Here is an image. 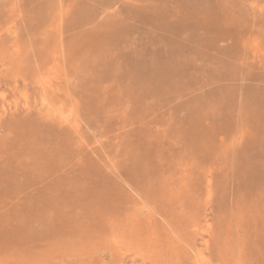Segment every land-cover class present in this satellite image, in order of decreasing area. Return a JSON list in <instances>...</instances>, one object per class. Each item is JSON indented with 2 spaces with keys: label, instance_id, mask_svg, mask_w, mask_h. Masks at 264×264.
<instances>
[{
  "label": "rangeland",
  "instance_id": "374dc122",
  "mask_svg": "<svg viewBox=\"0 0 264 264\" xmlns=\"http://www.w3.org/2000/svg\"><path fill=\"white\" fill-rule=\"evenodd\" d=\"M195 262L264 264V0H0V264Z\"/></svg>",
  "mask_w": 264,
  "mask_h": 264
},
{
  "label": "bare ground",
  "instance_id": "6f19581e",
  "mask_svg": "<svg viewBox=\"0 0 264 264\" xmlns=\"http://www.w3.org/2000/svg\"><path fill=\"white\" fill-rule=\"evenodd\" d=\"M3 4H4V2H3ZM12 5H13V4H12ZM9 7H10V6H9ZM20 7H21V6H20ZM7 11H8V10H7ZM55 13H56V12H55ZM8 17H9V16H8ZM56 17H58V15H57ZM11 18H12V17H11ZM53 21H54V20H53ZM18 22H19V21H18ZM59 23H60V22H59ZM5 24H6V23H5ZM11 25H12V24H11ZM2 27H3V26H2ZM1 29H2V28H1ZM10 30H11V29H10ZM11 31H12V30H11ZM13 31H14V30H13ZM3 33H4V32H3ZM4 34H5V33H4ZM7 34H8V33H7ZM3 38H4V37H3ZM10 39H11V38H10ZM2 42H3V41H2ZM15 44H16V43H15ZM15 44H14V45H15ZM4 45H5V44H4ZM9 45H12V44H9ZM15 46H16V45H15ZM1 47H2V46H1ZM11 47H12V46H11ZM2 48H3V47H2ZM6 48H7V47H6ZM13 48H14V47H13ZM10 49H11V48H10ZM10 49H9V50H10ZM9 50H8V51H9ZM15 53H16V52H15ZM50 54L53 55L52 53H50ZM15 56H16V55H15ZM55 63H56V62H55ZM54 65H55V64H54ZM32 66H33V65H32ZM53 67H54V66H53ZM53 67H52V69H53ZM56 67H57V66H56ZM49 68H50V67H49ZM57 68H58V67H57ZM47 70H49V69H47ZM50 71H51V73H53L52 70H50ZM56 71H57V69H56ZM54 72H55V70H54ZM45 74H46V73H45ZM47 74H48V73H47ZM53 74H54V73H53ZM56 74H57V73H55L54 76H56ZM15 76H16V75H15ZM49 76H50V74H49ZM41 78H42V77H41ZM51 78H52V77H51ZM45 79H47V76H46ZM45 79H44V80H45ZM53 79H54V78H53ZM23 82H24V81H23ZM48 82H49V81H48ZM43 84L46 85V82H45V83L43 82ZM46 86H47V85H46ZM47 87H48V86H47ZM42 88H43V87H42ZM18 94H20V93H18ZM21 96H22V95H21ZM24 96H25V95H24ZM24 96H23V97H24ZM58 109H59V108H58ZM59 111H60V109H59ZM52 112H53V111H52ZM55 112H57V111H55ZM55 112H54V113H55ZM60 112H61V111H60ZM66 113L68 114V112H66ZM72 113H73V112H72ZM61 114H62V113H61ZM58 115H59V113H58ZM62 115L64 116V114H62ZM68 115H69V114H68ZM70 115H71V114H70ZM70 115H69V116H70ZM61 117H62V116H61ZM64 117H65V116H64ZM64 117H62V120H63ZM66 117H67V116H66ZM72 118H73V117H72ZM60 119H61V118H60ZM64 119H65V118H64ZM66 119L68 120V118H66ZM62 120H60V121H62ZM242 133H243V132H242ZM172 143H173V142H172ZM31 157H32V156H31ZM222 157H223V156H222ZM160 158H161V157H160ZM220 161H221V160H220ZM163 162H164V161H163ZM203 163H204V162H203ZM67 166H68V165H67ZM179 166H180V165H179ZM243 166H244V165H243ZM58 168H59V167H58ZM61 169H62V168H61ZM63 169H64V168H63ZM243 169H244V168H243ZM28 170H29V169H28ZM110 170H111V169H110ZM217 170H218V169H217ZM108 172H109V171H108ZM171 173H172V172H171ZM196 173H197V172H196ZM241 173H242V172H241ZM177 175H179V174H177ZM250 175H251V174H250ZM172 177H173V176H172ZM170 179H171V178H170ZM168 180H169V179H168ZM232 180H233V179H232ZM186 181H187V180H186ZM160 182H161V181H160ZM184 182H185V181H184ZM247 182H248V181H247ZM150 183H151V182H150ZM153 183H154V182H153ZM213 183H214V182H213ZM181 184H182V182H181ZM210 184H211V183H210ZM179 186H180V185H179ZM208 186H209V185H208ZM212 186H213V185H212ZM127 187H128V186H127ZM82 189H83V188H82ZM141 189H143V188L141 187ZM145 190H147V189H145ZM182 190H183V189H182ZM131 192H132V191H131ZM166 192H167V191H166ZM177 192H178V191H177ZM232 192H233V191H232ZM241 192H242V191H241ZM79 193H80V192H79ZM195 193H196V192H195ZM220 193H221V192H220ZM88 194H89V193H88ZM138 194H139V193H138ZM140 194H141V193H140ZM179 194H180V193H179ZM179 194H178V195H179ZM121 195H122V194H121ZM214 195H215V193H214ZM242 195H243V194H242ZM100 196H101V195H100ZM138 196H139V195H138ZM146 196H147V195H146ZM175 196H176V195H175ZM200 196H201V194H200ZM197 197H198V195H197ZM197 197H196V198H197ZM219 197H220V196H219ZM174 198H175V197H174ZM199 198H200V197H199ZM179 199H180V198H179ZM147 200H148V199H147ZM175 200H178V199H175ZM119 201H120V200H119ZM181 201H182V200H181ZM200 201H201V200H200ZM36 202H37V201H36ZM121 202H122V201H121ZM70 203H71V202H70ZM155 203H157V201H156ZM108 204H109V203H108ZM241 204H242V203H241ZM123 205H124V204H123ZM205 205H206V204H205ZM13 206H14V205H13ZM23 206H24V205H23ZM69 206H70V205H69ZM232 206H233V205H232ZM31 207H32V206H31ZM153 208H154V207H153ZM158 208H159V207H158ZM199 208H200V206H199ZM11 209H12V208H11ZM27 209H28V208H27ZM32 209H33V208H32ZM36 209H37V208H36ZM172 209H173V208H172ZM166 210H167V209H166ZM173 210H175V209H173ZM35 211H36V210H35ZM74 211H75V210H74ZM211 211H212V210H211ZM17 212H18V211H17ZM173 212H174V211H173ZM194 213H195V212H194ZM122 214H123V213H122ZM199 214H200V213H199ZM146 215H147V214H146ZM220 216H221V214H220ZM13 217H14V216H13ZM163 217H164V216H163ZM177 217H178V216H177ZM216 217H217V216H216ZM260 217H261V216H260ZM157 218H158V217H157ZM197 218H198V217H197ZM228 218H229V217H228ZM241 219H242V216H241ZM175 220H176V219H175ZM231 220H232V219H231ZM103 221H104V220H103ZM143 221H144V220H143ZM156 221H157V220H156ZM162 221H163V220H162ZM199 221H200V220H199ZM131 222H132V221H131ZM260 222H261V221H260ZM127 223H129V221H128ZM170 223H171V222H170ZM246 223H247V222H246ZM125 224H126V223H125ZM145 224H146V223H145ZM206 224H207V221H206ZM163 225H164V224H163ZM171 225H172V224H171ZM209 225H210V223H209ZM253 225H254V224H253ZM200 226H201V225H200ZM200 226H199V227H200ZM140 227H141V226H140ZM177 227H178V226H177ZM205 227H206V226H205ZM205 227L203 228V230L205 229ZM92 228H93V227H92ZM129 228H130V227H129ZM135 228H136V227H135ZM151 228H152V227H151ZM153 228H154V227H153ZM170 229H171V228H170ZM196 229H197V228H195V230H196ZM138 230H139V227H138ZM148 230H149V229H148ZM162 230H163V229H162ZM176 230H177V229H176ZM244 230H245V229H244ZM127 231H131V230H127ZM132 231H133V229H132ZM153 231H154V230H153ZM153 231H152V232H153ZM179 231H180V229H179ZM109 232H110V231H109ZM118 232H119V231H118ZM125 232H126V231H125ZM135 232H138V231H135ZM180 233H181V232H180ZM189 233H190V232H189ZM123 234H124V232H123ZM131 234H132V233H131ZM142 234H143V233H142ZM151 234H152V233H151ZM163 234H164V233H163ZM183 234H184V233H183ZM194 234L196 235V233H194ZM235 234H236V233H235ZM133 235H134V233H133ZM137 235H138V234H137ZM137 235L135 234V236H137ZM147 235L149 236L148 233H147ZM156 235H157V234H156ZM148 236H147V237H148ZM154 236H155V235H154ZM185 236H186V235H185ZM193 236H194V235H193ZM236 236H237V235H236ZM251 236H252V235H251ZM122 237H124V236H122ZM129 237H130V236H129ZM152 237H153V236H152ZM158 237H159L158 240H156L157 245H158V241H159V239L161 240V238H160L159 235H158ZM144 238H145V237H144ZM150 238H151V235H150ZM186 238H187V237H186ZM224 238H225V237H224ZM234 238H235V237H234ZM236 238H237V237H236ZM250 238H251V237H250ZM128 239H129V238H128ZM130 239H131V238H130ZM146 239H147V238H146ZM146 239H145V240H146ZM204 239H206V238H204ZM204 239H203V240H204ZM114 240H115V239H114ZM114 240H113V243H114ZM118 240H119V239H118ZM123 240H124V239H123ZM123 240H122V241H123ZM125 240H126V239H125ZM131 240H132V239H131ZM131 240H130V241H131ZM137 240H139V238H138ZM151 240H152V239H151ZM151 240H149V242H150ZM164 240H165V238H164ZM172 240H173V239H172ZM120 241H121V240H120ZM122 241H121V242H122ZM135 241H136V240H135ZM146 241H147V240H146ZM154 241H155V240H154ZM173 241H174V240H173ZM194 241H195V240H194ZM205 241H206V240H205ZM127 242H128V241H127ZM140 242H141V241H140ZM149 242H148V243H149ZM160 242H162V241H160ZM160 242H159V245L162 246L163 243L160 244ZM169 242H172V241L170 240ZM190 242H191V240H190ZM128 243H129V242H128ZM135 243H138V242H135ZM135 243H132V245H130V247H131V246H134ZM193 243H195V242H193ZM205 243H206V242H205ZM121 244H122V243H121ZM125 244H126V242H125ZM125 244H124V245H125ZM142 244H143V242H142ZM145 244H146V243H145ZM152 244H154V243L152 242ZM171 244H172V243H171ZM126 245H127V244H126ZM155 245H156V244H155ZM155 245H154V246H155ZM157 245H156V246H157ZM137 246H138V245H137ZM137 246H136V247H137ZM147 246H148V244H147ZM149 246L151 247V245H149ZM160 246H157V247L160 248ZM177 246H178V244H177ZM188 246H190V245L188 244ZM225 246H226V245H225ZM127 247H128V246H127ZM127 247H126V248H127ZM136 247H135V251L137 250ZM141 247H142V246H141ZM150 247H149V248H150ZM131 248H132V247H131ZM153 248H156V247H153ZM153 248H152V250H153ZM161 248H162V247H161ZM196 248H197V247H196ZM13 249H14V248H13ZM122 249H123V248H122ZM132 249L134 250V247H133ZM142 249H143V248H142ZM145 249H146V248H145ZM193 249H194V248H193ZM201 249H202V248H201ZM123 250H124V249H123ZM133 250H132V251H133ZM152 250H151V251H152ZM155 250H157V249H155ZM161 250H162V249H161ZM188 250H189V249H188ZM130 251H131V250H130ZM159 251H160V249H159ZM166 251L168 252V250H166ZM170 251H171V250H170ZM174 251H175V250H174ZM179 251H180V250H179ZM229 251H230V250H229ZM136 252H137V251H136ZM136 252H135V253H136ZM139 252L141 253V251H139ZM142 252H143V251H142ZM147 252H149V251H147ZM152 252H154V251H152ZM167 252H166V253H167ZM172 252H173V250H172ZM181 252H183V251H181ZM186 252H188V251H186ZM198 252H199V251H197V253H198ZM137 253H138V252H137ZM158 253H159V252H158ZM183 253H184V252H183ZM188 253H189V252H188ZM138 254H139V253H138ZM146 254H148V253H145V252H144V254L142 253V255H146ZM149 254H151V252H149ZM155 254H156V252H155ZM155 254H154V255H155ZM161 254H163V253H161ZM179 254H181V253L179 252ZM190 254H192V253H190ZM229 254H231V253H229ZM139 255L141 256V254H139ZM151 255H153V253H152ZM151 255H150V256H151ZM164 255H165V254H164ZM193 255H194V254H193ZM199 255H201V254H198V256H199ZM202 255H203V254H202ZM173 256H174V255H173ZM203 256H204V255H203ZM227 256H228V254H227ZM243 256H245V255H243ZM144 257H146V256H144ZM148 257H149V256H148ZM189 257H190V256H189ZM199 257H200V256H199ZM153 258H154V257H153ZM172 258H173V257H172ZM229 258H230V257H229ZM121 259H122V258H121ZM146 259H147V258H146ZM148 259H149V258H148ZM154 259H156V258H154ZM187 259H188V258H187ZM195 259H196V258H195ZM206 259H207V257H206ZM225 259H226V258H225ZM151 260H152V259H151ZM160 260H161V259H160ZM175 260H176V259H175ZM196 260H197V259H196ZM200 261L202 262V260H200ZM207 261H208V260H207ZM201 262H199V263L197 262V263H198V264H202ZM204 262H205V260H204ZM224 262H225V260H224ZM226 262H227V261H226ZM153 263H154V262H153ZM195 263H196V262H195ZM197 263H196V264H197ZM208 263H209V262H208ZM162 264H163V263H162ZM206 264H207V262H206Z\"/></svg>",
  "mask_w": 264,
  "mask_h": 264
}]
</instances>
